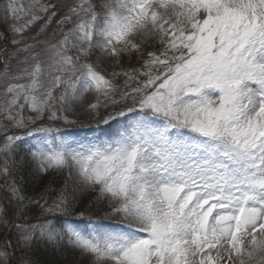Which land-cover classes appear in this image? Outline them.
Segmentation results:
<instances>
[{
  "label": "snow or ice",
  "instance_id": "obj_1",
  "mask_svg": "<svg viewBox=\"0 0 264 264\" xmlns=\"http://www.w3.org/2000/svg\"><path fill=\"white\" fill-rule=\"evenodd\" d=\"M0 15V222L20 247L43 239L88 264H264V0H4ZM91 124V137L63 131ZM20 150L121 226L65 189L26 197L8 179Z\"/></svg>",
  "mask_w": 264,
  "mask_h": 264
},
{
  "label": "rangeland",
  "instance_id": "obj_2",
  "mask_svg": "<svg viewBox=\"0 0 264 264\" xmlns=\"http://www.w3.org/2000/svg\"><path fill=\"white\" fill-rule=\"evenodd\" d=\"M4 0H0V3H3ZM0 26L1 31L5 32L7 35H9V31L7 30V26L3 20V16L0 15ZM1 33V32H0ZM3 39H0V47L3 46ZM96 57L94 56L93 59ZM2 64H0V70L2 68ZM102 68L107 67L109 70H111L112 67H114L113 64L110 62H105V64L101 65ZM3 70V69H2ZM1 70V71H2ZM87 99V98H86ZM79 115V114H78ZM83 115H79V119H85ZM13 131V130H12ZM3 134L0 132V135ZM4 135V134H3ZM88 137H91L92 133L86 134ZM76 136V135H73ZM84 136H76V138H83ZM21 157H25L24 160H21ZM15 160L16 163L13 166L14 170L11 174V176L8 178L9 181H15L16 185L18 186V183L16 182L15 175L17 174V171H23L26 173V177L29 178V185L28 187L31 188L35 193H38L39 196L49 194V196H53L55 198V195L59 194L61 189L66 190V194L69 196L70 199L74 200L76 206H79L80 209H87V214H90L89 216H100L104 219L107 226L110 228H118L121 226L120 218L119 217H107L105 209L107 208L106 202L98 201L96 199L97 193L92 190H76L74 192V181L68 179V172L65 171L64 175L62 174H49L46 176H40L38 175L34 170V165L30 162V160L25 156V153L23 150L18 151L15 153ZM0 166H2V160H0ZM0 179L4 180L5 178L0 176ZM52 185V188H51ZM4 188V187H3ZM0 187V193L1 189ZM25 196L27 194V191L23 193ZM1 196V194H0ZM88 202V203H87ZM27 203V202H26ZM30 208V207H29ZM32 209V212H29V216L27 217V222L32 223L36 219H34V216L37 214L40 215V210L38 206H35V209ZM31 214V215H30ZM31 216V217H30ZM11 218L13 219L12 215ZM7 241H10L12 244L11 251L14 253L13 257L10 259L9 264L15 263V264H22L23 261H28L29 264H34L33 257L35 252L37 250H42L43 252H50L46 251V247L40 243L38 239H35L31 250H27L25 248L20 247L17 244V234L16 230L13 228L12 231H9L8 228H6L3 224V222H0V248H3L4 244ZM62 246H58L56 249H52L56 257H61L65 262H70L71 260L75 264H88V259L81 256L80 253L67 251L66 249H60ZM33 256V257H32ZM2 264V262H0Z\"/></svg>",
  "mask_w": 264,
  "mask_h": 264
},
{
  "label": "trees",
  "instance_id": "obj_3",
  "mask_svg": "<svg viewBox=\"0 0 264 264\" xmlns=\"http://www.w3.org/2000/svg\"><path fill=\"white\" fill-rule=\"evenodd\" d=\"M9 50L12 48L10 45H8ZM13 63H15L13 61ZM25 177V176H24ZM28 184L25 185V188H27ZM35 193L30 194L33 196ZM31 215V214H30ZM36 257H33V261L35 264H75L72 260L70 262H65L61 257H56V255L53 253V251L50 252H43L40 250H37L34 253Z\"/></svg>",
  "mask_w": 264,
  "mask_h": 264
}]
</instances>
